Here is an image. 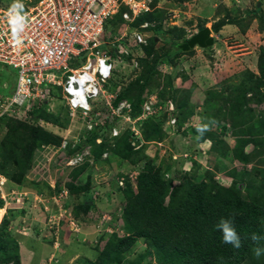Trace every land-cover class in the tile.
I'll return each mask as SVG.
<instances>
[{
  "label": "rangeland",
  "instance_id": "374dc122",
  "mask_svg": "<svg viewBox=\"0 0 264 264\" xmlns=\"http://www.w3.org/2000/svg\"><path fill=\"white\" fill-rule=\"evenodd\" d=\"M17 1L0 0V8L7 9ZM255 7L261 9L260 17H247L246 14ZM156 9L161 12L162 17L159 20L166 31L167 40H175L168 32L172 27L184 31L183 38L177 40L179 44L199 32L198 28L202 25L210 29L215 22L228 17L238 19L240 24L226 25L218 34L211 32L213 44L209 48L195 47L190 49V52L179 55L172 63H162L158 67L161 78L165 76L170 78L173 90L181 88L191 90L187 109H192L193 112L189 120L184 122L180 129H176V123H172L173 118L170 116L175 110V105L168 99L170 101L162 102V105H166L165 109L160 104L161 113L167 112V118L163 121L160 113L154 116L155 122L163 121L160 139L147 142L143 139L139 124L138 128L134 127L135 131L131 135L136 142L130 143L134 149L140 148L147 157H156L154 159L156 164H169L170 168L165 171L164 178H173V186L186 179L200 181L206 172L213 173L215 180L227 186L230 179L225 173L239 164L231 159L229 151L223 149L220 152L212 151L211 147L214 145L212 140H196V125L206 123L200 114L205 110L202 101L205 100L208 91L214 90L223 97L229 95L230 86H238L241 83L244 73L249 72L254 76L259 74L257 61L261 50H264V0H156ZM114 31L116 36L112 37L109 28L105 32V39H115L125 33L129 36L133 30L126 29L125 23H122ZM151 35L150 31L146 33L148 37ZM128 45L129 47L134 45L131 38ZM170 47L169 44L158 41L156 49L169 51ZM132 52L133 55L128 60L122 59L115 63L113 80L121 81L122 88L142 74L139 60L145 55L141 50ZM84 58L85 55L70 61L69 67L73 69L80 67L84 63ZM161 81L159 80L160 84ZM15 84L16 71L0 65V117L7 115L12 119L39 126L61 140V143L58 146H44L34 152L31 168L22 187L0 175V199L3 201L0 222L4 217L9 220L7 232L18 243L21 264L92 263L99 253L95 247L101 238L100 246L107 241L110 234L123 233L119 217L124 198L115 190L114 180L120 175L127 176L134 182L142 163L131 166L127 161L116 158L106 151L107 156L102 161H89L90 169H85L75 179L78 185L89 182L90 188L85 194L86 197L83 194L79 196L69 194L65 183L71 180L70 174L76 168H66L64 163L69 150H63L62 144L83 143L89 134L86 128L89 121L80 114L70 116L61 88L57 86H51L37 98L29 100L23 107H13L5 113L3 111H6L7 107L3 106L4 100L9 97ZM161 87L162 84L159 88L152 86L146 89L143 93L144 103L150 98L157 103L160 102L158 94ZM114 91L119 93L121 88ZM103 103L104 100L101 99L96 104L101 112L105 110L101 106ZM40 109L46 114L59 116L63 126H54L38 119ZM30 114L32 116H29ZM115 125L120 129L118 135L125 130L132 133L128 124L120 120H116ZM5 131L4 126L0 125V139ZM211 131L227 146L234 145L235 139L230 123L226 122L224 133L220 127H212ZM99 137L95 144L106 138L110 147L114 146L106 130ZM89 149L92 150V147ZM251 149V146H247L245 151L250 152ZM216 165L222 169L220 172L214 169ZM253 165L254 163H250L248 169L253 168ZM57 184L61 189L59 191L54 189ZM85 201L89 207L84 220H72L71 209ZM144 252L145 246L138 240L125 254L124 261L130 264ZM140 264L156 262L154 258L145 256Z\"/></svg>",
  "mask_w": 264,
  "mask_h": 264
},
{
  "label": "trees",
  "instance_id": "16d2710c",
  "mask_svg": "<svg viewBox=\"0 0 264 264\" xmlns=\"http://www.w3.org/2000/svg\"><path fill=\"white\" fill-rule=\"evenodd\" d=\"M151 7V12L143 13L129 26L131 30L150 31L152 35L146 39L147 44L140 46V49L133 45L131 53L122 56L128 60L133 55V50H141L145 55L139 60L142 74L125 88L121 87V81L116 82L111 76L104 88L115 96V104L121 100L128 101L132 108L131 117L136 118L142 112L144 91L152 86L159 88L162 84L158 103L162 105L164 101L173 102L175 110L170 116L175 120L176 129H180L193 112L192 109H187L191 90L182 88L173 90L170 78L168 76L161 78L158 67L162 63L170 64L179 55L190 51L184 53L178 48L177 40L184 36L182 29L172 27L168 32L175 40L169 41L165 38L166 31L159 20L162 16L156 9V0H153ZM125 11L126 8L121 7L105 25V32L111 28L112 37L116 36L114 31L116 27L125 23L121 16ZM260 11V8L255 7L246 16L260 17ZM143 23L153 26L141 30L139 27ZM232 24L239 25L240 21L224 18L215 22L210 31L218 34L222 27ZM203 28V25L200 26L198 31ZM129 38L128 36L120 44L129 47ZM158 41L169 44L171 49L169 51L156 49ZM257 68L259 71L257 76L249 72L244 73L238 86H230L229 95L222 97L211 90L202 101V105L205 106V110L200 114L202 119L207 123L209 119L214 118L218 124L213 127H220L223 133L226 122L230 123L235 139L232 147L219 140V136L212 131L205 133L201 139L212 140L214 145L211 150L214 152H220L222 149L229 151L231 159L239 164L225 173L230 179L227 186L215 180V175L210 172H206L200 181L186 179L173 186V178H164L165 171L170 168L169 164H156L154 160L156 157L149 158L140 148L134 149L130 141L136 140L132 139V134L128 130L117 137H110L113 147H110L106 138L95 144V140L100 138L97 130L89 132L83 143L77 144L75 148L68 146L66 159L79 152L83 146L89 145L92 147L93 162L102 161V155L108 151L112 156L127 161L131 166L142 163L134 182L127 176L119 175L115 178L114 188L124 198L119 217L123 233L110 234L102 246L101 238L95 247L99 253L95 261L89 264H128L124 261L125 254L138 240L144 244L145 252L130 264H140L145 256L154 258L156 264H264V255L255 257L254 249L258 245L251 239L253 233L264 237V50H261L258 57ZM159 80H162L161 84ZM116 88H121V91L116 93L114 91ZM162 106L165 109L166 105ZM34 109H37V105ZM38 113V119L54 126H63L59 116L46 114L43 109ZM159 116L164 121L168 113L160 112ZM154 118L146 117L140 122L143 139L147 142L157 141L162 136L163 121L155 122ZM116 120L106 122L107 134ZM0 125L6 129L0 139V175L22 187L31 168L34 152L44 146H58L61 140L39 126L12 119L7 115L0 117ZM247 146H251L250 152L245 151ZM250 163L254 165L249 170ZM90 166L89 162H85L70 174L71 180L65 183L69 194L74 196L83 194L86 197L85 194L90 188L89 182L78 185L75 179L85 169H90ZM214 169L216 172L222 170L217 165ZM119 182H122V185H119ZM54 189L61 190L59 184ZM86 201L71 209L72 220H84L89 207ZM2 205L3 201L0 199V209ZM221 218H234V225L242 241L240 249L223 243L222 233L216 227ZM8 225L9 220L4 217L0 222V264H21L18 243L7 232ZM259 247H264V240L260 242Z\"/></svg>",
  "mask_w": 264,
  "mask_h": 264
},
{
  "label": "built area",
  "instance_id": "2783aa9c",
  "mask_svg": "<svg viewBox=\"0 0 264 264\" xmlns=\"http://www.w3.org/2000/svg\"><path fill=\"white\" fill-rule=\"evenodd\" d=\"M152 3L153 0H18L14 5L22 8L13 10L14 5L0 8V65L16 71L14 91L4 100L3 106L7 108L3 112L22 106L51 86H57L61 88L70 116L80 114L89 121L88 132L97 130L101 135L106 122L117 119L128 124L134 133V127L138 128L146 117L160 113L162 107L150 98L142 105L141 115L132 118L131 104L126 100L115 104V96L105 91L115 63L122 61V56H128L132 47L120 44L128 38L126 33L105 39V25L125 7L121 16L129 29L137 17L152 11ZM17 15L22 19L18 20ZM152 26L143 23L139 28L145 30ZM146 33L134 29L129 35L139 49L147 44ZM84 55L80 67H69L70 61ZM101 99L104 112L96 107ZM109 131L110 137L120 133L117 125ZM70 147L74 148L75 143ZM67 148L63 142L62 149ZM89 148L82 147L66 160L65 166L82 164L91 156Z\"/></svg>",
  "mask_w": 264,
  "mask_h": 264
},
{
  "label": "clouds",
  "instance_id": "9594fccd",
  "mask_svg": "<svg viewBox=\"0 0 264 264\" xmlns=\"http://www.w3.org/2000/svg\"><path fill=\"white\" fill-rule=\"evenodd\" d=\"M17 8H22V5H19V4H17V5H14L13 6V10H15V9H17ZM17 19L19 20V19H22L21 17H19L18 15H17ZM113 74V73H112ZM14 91V90H13ZM11 96V95H10ZM9 96V97H10ZM8 98V97H7ZM25 105V104H24ZM24 105H22V106H16V107H18V108H21V107H23ZM15 107V108H16ZM68 108V107H67ZM216 124H218V121H216L214 118H212V119H209L208 120V122L207 123H201V124H197L196 125V132H197V136H196V140H201L203 137H204V135H205V133H207V132H209V131H211L212 130V127L214 126V125H216ZM115 126V125H114ZM131 134H133V133H131ZM109 135H110V131H109ZM119 136V135H118ZM117 137V136H116ZM69 144V143H68ZM73 144V143H72ZM72 144H69L68 146H71ZM77 144H79V143H75V147H76V145ZM74 147V148H75ZM84 147V146H83ZM73 149V148H72ZM65 150H67V149H65ZM75 154V153H74ZM73 154V155H74ZM104 154H106V153H104ZM103 154V155H104ZM72 155V156H73ZM102 155V159H104L106 156H103ZM71 157V156H70ZM69 157V158H70ZM68 159V158H67ZM66 159V160H67ZM92 160V153H91V156L90 157H88V158H86L85 160H84V162L82 163V164H80V165H78V166H76V167H66V168H70V169H73V168H77V167H79V166H81V165H83L85 162H89V161H91ZM66 162V161H65ZM65 164V163H64ZM122 182H119V185H122L121 184ZM217 229L219 230V231H221V233H222V241H223V243H225V244H230L233 248H235V249H240L241 247H242V241H241V238H240V235H239V233L237 232V230H236V227H235V225H234V218H230V219H224V218H221V220L218 222V224H217ZM251 239H252V241L256 244V245H258L255 249H254V255H255V257L256 258H259L261 255H264V247H259V244H260V242L262 241V240H264V237H261V236H259L258 234H256V233H253L252 234V236H251Z\"/></svg>",
  "mask_w": 264,
  "mask_h": 264
},
{
  "label": "water",
  "instance_id": "95a60500",
  "mask_svg": "<svg viewBox=\"0 0 264 264\" xmlns=\"http://www.w3.org/2000/svg\"><path fill=\"white\" fill-rule=\"evenodd\" d=\"M213 37L211 36V31L209 28H203L185 42L178 45V48L182 52H187L190 49L199 47L201 49H206L212 46Z\"/></svg>",
  "mask_w": 264,
  "mask_h": 264
}]
</instances>
